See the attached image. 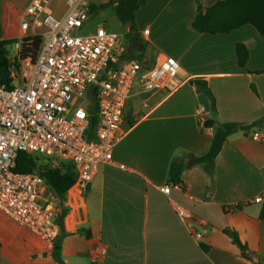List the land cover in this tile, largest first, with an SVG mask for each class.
I'll list each match as a JSON object with an SVG mask.
<instances>
[{
	"label": "crops",
	"instance_id": "0c3cea01",
	"mask_svg": "<svg viewBox=\"0 0 264 264\" xmlns=\"http://www.w3.org/2000/svg\"><path fill=\"white\" fill-rule=\"evenodd\" d=\"M217 1H144L135 13V29L140 36L148 30L142 39L150 60L158 53L177 60L180 87L135 94L127 101L113 163L98 166L85 190L74 184L66 192V214L53 246L0 214V264H264V142L251 141L252 131L236 132L216 156L212 178L197 165L188 167L194 156L208 151L213 134L199 128V107L205 120L219 123L264 120V74L257 73L264 70V36L251 25L215 35L191 26L197 2L203 11ZM54 2L53 11L61 16L63 0ZM92 20L86 32L99 25L91 26ZM118 23L111 25L125 33ZM237 43L247 49L243 67L237 64ZM191 80L206 82L215 112ZM253 131H264V125ZM176 156L186 158L187 168L181 189L167 196L160 188ZM71 169L67 162L62 168ZM256 197L261 200L254 202ZM238 203L243 207L233 210ZM174 206L190 211L192 219L181 221ZM227 228L247 247L250 260L223 232ZM96 244L105 254L93 262L90 250Z\"/></svg>",
	"mask_w": 264,
	"mask_h": 264
},
{
	"label": "built area",
	"instance_id": "2783aa9c",
	"mask_svg": "<svg viewBox=\"0 0 264 264\" xmlns=\"http://www.w3.org/2000/svg\"><path fill=\"white\" fill-rule=\"evenodd\" d=\"M89 3L63 0L64 12L58 16L51 0H29L19 17L20 34L11 44L15 53L0 38V56L7 62L0 65L8 69L7 79L0 81V214L50 246L60 233L57 199L36 172L13 171L18 153L51 158L52 168L70 163L75 184L85 190L98 166L113 163L127 101L135 94L172 93L180 87V66L173 57L158 53L144 68L126 56L123 33L104 25L85 33L92 18ZM147 34L144 29L141 37ZM33 37L40 38L36 54L22 58V40ZM91 107L96 125L89 139ZM197 123L205 129L203 107L197 109ZM249 137L264 142V131H252ZM173 189L181 185H164L160 191L168 196ZM174 209L183 222L193 217L183 207ZM90 251L93 262L105 254L99 244Z\"/></svg>",
	"mask_w": 264,
	"mask_h": 264
},
{
	"label": "trees",
	"instance_id": "16d2710c",
	"mask_svg": "<svg viewBox=\"0 0 264 264\" xmlns=\"http://www.w3.org/2000/svg\"><path fill=\"white\" fill-rule=\"evenodd\" d=\"M145 0H109L105 3H89V10L92 17L98 12L113 8L118 21L126 28L123 35L126 56L130 59H138L144 68H149L153 63L150 60L149 46L136 31L134 19L136 11L143 5ZM245 25H251L261 36H264V0H219L207 9H201L197 2V12L192 21V28L201 34H228L231 31ZM16 39H7L2 45H11ZM40 45V38H25L20 44V55L22 58H32ZM235 55L239 67H243L247 60V49L241 43L235 44ZM6 59L1 55L0 64H6ZM264 74V70L257 72ZM189 84L194 86L199 93L205 94L211 103V109L215 112L214 97L207 87L205 81L191 80ZM254 91V88H252ZM95 109L91 107L89 127L87 138L94 137L96 118ZM264 120L252 124L240 123H219L215 120H205V128H211L213 131L208 151L201 156L192 158V166L201 167L205 173L212 178L214 172V161L220 152L223 143L236 132H242L244 135L261 128ZM66 162H60V168H52L50 163H39L38 156L28 152L18 153L13 171L20 174L37 173L44 181L48 191L57 199L56 222L59 227L66 214V208L63 207L66 192L75 184L76 173L73 166L69 172L62 170ZM186 158L183 156L173 157L170 161L167 174L166 185L181 182V174L187 168ZM242 204L233 206V210H240ZM223 232L229 236L231 241L240 249V255L246 260H250L247 253V247L243 245L232 229H224ZM56 248V247H55ZM203 249H207L203 246ZM52 256L55 257L54 253ZM56 258V257H55ZM259 264V263H254Z\"/></svg>",
	"mask_w": 264,
	"mask_h": 264
},
{
	"label": "rangeland",
	"instance_id": "374dc122",
	"mask_svg": "<svg viewBox=\"0 0 264 264\" xmlns=\"http://www.w3.org/2000/svg\"><path fill=\"white\" fill-rule=\"evenodd\" d=\"M29 0H0V38L1 39H16L20 34L19 31V17L22 14L25 6ZM97 1V0H90ZM54 2V0H52ZM55 4V2H54ZM59 6V5H58ZM91 26L104 25L106 28L119 32L120 30L115 29L114 26H118V20L116 19L112 9H106L98 12L94 17ZM111 26H110V25ZM87 33V32H85ZM122 33V32H120ZM124 35V33H123ZM8 52L15 53V49L12 45H8ZM153 60V55H151ZM39 163H49L51 158L41 157L39 155Z\"/></svg>",
	"mask_w": 264,
	"mask_h": 264
},
{
	"label": "water",
	"instance_id": "95a60500",
	"mask_svg": "<svg viewBox=\"0 0 264 264\" xmlns=\"http://www.w3.org/2000/svg\"><path fill=\"white\" fill-rule=\"evenodd\" d=\"M8 76V69L6 66L0 65V81L6 80ZM192 160L189 161L188 167L191 166Z\"/></svg>",
	"mask_w": 264,
	"mask_h": 264
}]
</instances>
